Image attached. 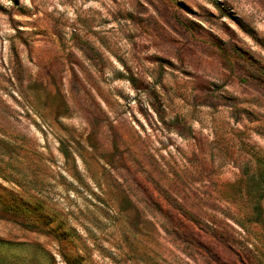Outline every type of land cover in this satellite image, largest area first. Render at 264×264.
Segmentation results:
<instances>
[{
	"label": "rangeland",
	"instance_id": "1",
	"mask_svg": "<svg viewBox=\"0 0 264 264\" xmlns=\"http://www.w3.org/2000/svg\"><path fill=\"white\" fill-rule=\"evenodd\" d=\"M0 264H264V0H0Z\"/></svg>",
	"mask_w": 264,
	"mask_h": 264
}]
</instances>
